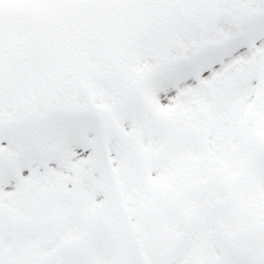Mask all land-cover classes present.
Segmentation results:
<instances>
[{
	"label": "snow or ice",
	"instance_id": "6c2138e0",
	"mask_svg": "<svg viewBox=\"0 0 264 264\" xmlns=\"http://www.w3.org/2000/svg\"><path fill=\"white\" fill-rule=\"evenodd\" d=\"M0 264H264V0H0Z\"/></svg>",
	"mask_w": 264,
	"mask_h": 264
}]
</instances>
